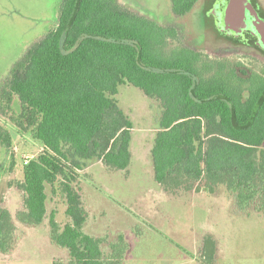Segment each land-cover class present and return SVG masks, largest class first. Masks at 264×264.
<instances>
[{
    "label": "trees",
    "instance_id": "16d2710c",
    "mask_svg": "<svg viewBox=\"0 0 264 264\" xmlns=\"http://www.w3.org/2000/svg\"><path fill=\"white\" fill-rule=\"evenodd\" d=\"M197 1L172 0L173 11L187 14ZM180 33L119 0H61L56 27L16 60L0 86V114L42 146L17 184L23 194L17 220L45 224L47 186L66 201L69 222L61 227L52 211L48 228L68 260L52 264H125L123 234L105 255L106 239L85 233L89 214L73 187L76 174L93 162L119 171L131 166L135 124L117 98L123 85L161 104L151 149L159 186L208 194L224 188L239 214L264 217V70L249 72L187 46L170 49ZM0 140L11 146L1 128ZM16 231L11 212L0 205L1 253L14 250ZM204 243L200 263L215 264L216 241L208 236Z\"/></svg>",
    "mask_w": 264,
    "mask_h": 264
},
{
    "label": "rangeland",
    "instance_id": "374dc122",
    "mask_svg": "<svg viewBox=\"0 0 264 264\" xmlns=\"http://www.w3.org/2000/svg\"><path fill=\"white\" fill-rule=\"evenodd\" d=\"M119 1L134 12L160 19L162 24L174 23L170 0ZM60 5L61 0H0V86L16 60L56 27ZM193 21L196 32L203 34L205 25L196 16ZM180 22L181 41H169L170 49L187 46L211 60L226 59L231 65L242 64L249 72H262L264 65L248 56L243 47L217 50L201 37L190 36L193 27L187 19ZM207 47L211 52L205 50ZM119 89L120 106L135 124L132 163L119 171L97 161L76 174L73 187L89 214L85 233L106 239L102 245L105 255L110 253V243L123 234L129 245L125 264H201L208 236L217 243L215 264H264V217L239 214L224 188L214 194L205 190L166 192L155 182L151 149L161 104L131 85ZM19 111L16 99L13 112ZM0 128L12 138L9 148L0 140V205L14 217L18 239L12 252H0V264L67 261L68 252L52 244L48 228L52 211L61 227L69 222L60 191L53 194L47 186L44 225L28 226L16 218L23 209V194L17 184L23 182L24 165L41 154V144L30 133L20 131L8 116L0 114Z\"/></svg>",
    "mask_w": 264,
    "mask_h": 264
},
{
    "label": "flooded vegetation",
    "instance_id": "af4514ba",
    "mask_svg": "<svg viewBox=\"0 0 264 264\" xmlns=\"http://www.w3.org/2000/svg\"><path fill=\"white\" fill-rule=\"evenodd\" d=\"M224 1L225 0H198L189 13L179 16L173 11V2L170 0L171 15L174 20V23L170 25L160 23V19H153L149 16L143 15L142 13H135L153 20L160 26L176 28L181 31V33H183V31L179 29V25H182L180 21L183 20V22H185V19H187L189 23L188 25H191V28L193 27L192 31L188 32L191 34L190 36L201 37L206 42H209L208 44L212 45L217 50L225 48L236 50L240 49L239 47H243L246 50L245 53L248 56L255 57L264 65V0H250L245 19L249 31L244 41H238L235 38L232 39L218 35L216 30L218 28V16ZM195 16L199 22L205 25L203 34H199L195 30L196 23L193 21ZM177 23L179 25H177ZM205 50L211 52L208 47L205 48Z\"/></svg>",
    "mask_w": 264,
    "mask_h": 264
},
{
    "label": "water",
    "instance_id": "95a60500",
    "mask_svg": "<svg viewBox=\"0 0 264 264\" xmlns=\"http://www.w3.org/2000/svg\"><path fill=\"white\" fill-rule=\"evenodd\" d=\"M249 4L250 0L224 1L218 16V30L225 37L235 38L238 41L245 40L249 31L245 20Z\"/></svg>",
    "mask_w": 264,
    "mask_h": 264
}]
</instances>
